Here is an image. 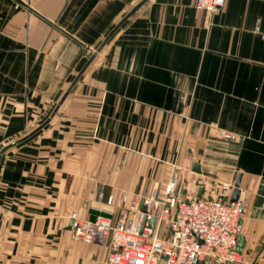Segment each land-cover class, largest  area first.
<instances>
[{
  "label": "crops",
  "instance_id": "1",
  "mask_svg": "<svg viewBox=\"0 0 264 264\" xmlns=\"http://www.w3.org/2000/svg\"><path fill=\"white\" fill-rule=\"evenodd\" d=\"M140 1L0 0V149L49 116ZM172 173L183 193L230 197L239 175L241 252L264 264V0L136 8L50 120L3 151L0 264H55L49 235L71 229L72 211L117 210L107 195L163 190Z\"/></svg>",
  "mask_w": 264,
  "mask_h": 264
},
{
  "label": "built area",
  "instance_id": "2",
  "mask_svg": "<svg viewBox=\"0 0 264 264\" xmlns=\"http://www.w3.org/2000/svg\"><path fill=\"white\" fill-rule=\"evenodd\" d=\"M225 0H195L209 15L218 12ZM227 139L234 132L223 131ZM232 183L224 187H232ZM103 198L100 188L97 194ZM116 200L117 210L107 207L94 218L72 211L71 229L79 239L105 247L101 264H226L244 260L237 243L245 230L242 217L245 200L237 195L198 196L183 193L179 176L172 173L163 190L131 196L121 190L106 197Z\"/></svg>",
  "mask_w": 264,
  "mask_h": 264
},
{
  "label": "rangeland",
  "instance_id": "3",
  "mask_svg": "<svg viewBox=\"0 0 264 264\" xmlns=\"http://www.w3.org/2000/svg\"><path fill=\"white\" fill-rule=\"evenodd\" d=\"M49 238L60 241V258L55 264H101L104 259L106 249L103 245L75 237L72 229L51 233ZM261 254L263 252L251 253L244 260L233 264H261Z\"/></svg>",
  "mask_w": 264,
  "mask_h": 264
},
{
  "label": "water",
  "instance_id": "4",
  "mask_svg": "<svg viewBox=\"0 0 264 264\" xmlns=\"http://www.w3.org/2000/svg\"><path fill=\"white\" fill-rule=\"evenodd\" d=\"M147 0H141L140 2H138L129 12H127L123 18L117 22V24H115V26L108 32V34L103 38V40L100 42V44L92 51L91 55L89 56V58L86 60V62L83 64V66L80 68V70L78 71V73L75 75V77L73 78V80L71 81V83L69 84V86L67 87V89L65 90V92L63 93V95L61 96V98L58 100L57 104L54 106L53 110L50 112L49 116H47V118H45V120L43 122H41L37 127H35L33 130H31L28 134H26L25 136L21 137L20 139L12 142L11 144L7 145V146H3L0 149V158L1 155L3 153V151L10 145L15 144L18 141H21L25 138H27L28 136L32 135L33 133H35L38 129H40L42 126H44L49 120L50 118L53 116V114L56 112L57 108L59 107V105L61 104V102L63 101V99L65 98V96L69 93V91L71 90V88L73 87V85L76 83V81L79 79L80 75L82 74V72L85 70V68L88 66V64L91 62V60L94 58V56L96 55V53L102 48L103 44L107 41V39L110 37V35L113 33V31L136 9L138 8L141 4H143L144 2H146ZM191 168L195 171H200V166L199 163L197 161H194L192 163ZM240 183V176L237 175L236 180H235V187L232 191L231 194V199H234L237 194H238V185ZM244 243V236H240L238 243H237V250L238 251H242V246ZM226 264H230L229 262H227Z\"/></svg>",
  "mask_w": 264,
  "mask_h": 264
}]
</instances>
